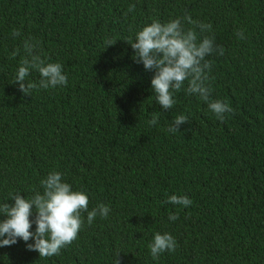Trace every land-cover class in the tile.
<instances>
[{
    "label": "trees",
    "instance_id": "1",
    "mask_svg": "<svg viewBox=\"0 0 264 264\" xmlns=\"http://www.w3.org/2000/svg\"><path fill=\"white\" fill-rule=\"evenodd\" d=\"M188 14L212 26L208 83L234 109L223 121L183 89L164 110L154 73L132 58L127 41L145 25ZM25 40L63 66L66 86L19 90ZM39 80L36 70L26 77ZM180 114L189 121L169 132ZM53 170L87 194L89 211L109 206L108 218L89 225L82 213L77 238L57 256L18 239L0 247V264H116L117 253L120 264H264V0H0V203L42 192ZM171 195L192 204L166 203ZM156 232L177 247L153 259Z\"/></svg>",
    "mask_w": 264,
    "mask_h": 264
},
{
    "label": "clouds",
    "instance_id": "2",
    "mask_svg": "<svg viewBox=\"0 0 264 264\" xmlns=\"http://www.w3.org/2000/svg\"><path fill=\"white\" fill-rule=\"evenodd\" d=\"M134 9V4L129 5L127 12ZM185 22L195 27L185 28ZM211 31V24L193 20L188 14L163 23L153 20L139 30L134 39L129 38L127 41L134 50L133 60L138 64L142 63L145 70L154 73L151 85L156 97L155 102L164 110L173 108L175 93L183 89L187 95L198 96L220 121L225 119L226 113H234V109L226 101L212 98V88L208 83L212 63L207 57L217 52V46L215 37L206 34ZM12 35L19 36L20 30L14 29ZM238 37L243 38L242 31L238 32ZM115 43L116 41H108L107 47ZM23 47L26 55L16 71L14 84L19 85V90L24 95L30 96L33 88L47 90L67 85V75L59 62H47L37 51L38 45L30 40H25ZM223 52L220 47L218 54L223 55ZM17 54L12 53L13 56ZM32 70L40 74L38 84L26 82V77ZM188 121L184 114L175 116L168 131L180 132V126ZM158 122V116H153L148 124L154 126ZM40 184L42 192L36 191L27 198L19 192L12 193L8 200L0 203V215L5 217L0 220V247L14 245L21 239L26 243L27 249L37 251L39 257L57 256L62 248L77 238L84 223L82 213H87L89 225L97 216L108 218L109 206L101 203L89 211L87 194L74 191L72 186L63 180L61 172H49ZM10 200L14 203H8ZM166 203L187 207L192 204V200L184 195H171ZM33 215L34 219H30ZM178 218L177 214H169L171 221ZM33 223L36 225L35 231H30ZM29 240L34 243H28ZM148 247L153 259H157L161 253L174 252L177 242L168 232H156ZM119 255L120 253H117L116 264H120Z\"/></svg>",
    "mask_w": 264,
    "mask_h": 264
}]
</instances>
